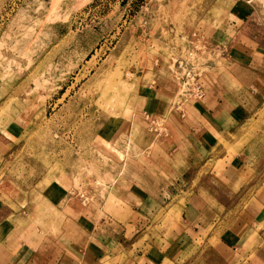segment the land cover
Returning a JSON list of instances; mask_svg holds the SVG:
<instances>
[{
    "label": "rangeland",
    "instance_id": "374dc122",
    "mask_svg": "<svg viewBox=\"0 0 264 264\" xmlns=\"http://www.w3.org/2000/svg\"><path fill=\"white\" fill-rule=\"evenodd\" d=\"M229 23V46L250 43L264 75V0H0V236L24 213L48 228L65 205L110 210L141 197L161 217L208 207L226 227L264 185V101L202 162L150 111L112 146L102 136L150 98L158 75L176 85L171 111L184 112L194 100L179 97L178 62L198 73L204 97L209 75L231 80L229 50L213 38Z\"/></svg>",
    "mask_w": 264,
    "mask_h": 264
},
{
    "label": "crops",
    "instance_id": "0c3cea01",
    "mask_svg": "<svg viewBox=\"0 0 264 264\" xmlns=\"http://www.w3.org/2000/svg\"><path fill=\"white\" fill-rule=\"evenodd\" d=\"M233 24L221 26L213 37L229 50L231 80L224 84L209 75L204 99L187 103L178 113L169 107L175 83L158 75L150 98L137 100L131 114L105 131L104 144L112 146L120 136L140 131L146 111L168 119L175 139L197 162L210 158L221 141H230L249 120L250 106L264 101V75L255 48L250 43L229 46ZM247 146L227 168L228 177L239 170L238 156L244 157ZM4 148L8 151L7 145ZM6 154L1 153L0 160ZM65 206L62 220L48 228L38 227L26 213L16 216L1 232L0 264H264V185L222 229L208 207L192 202L180 210L174 206L162 217L159 204L142 197L135 203L120 200L110 210L104 204L86 209L79 203ZM161 221H167L162 229Z\"/></svg>",
    "mask_w": 264,
    "mask_h": 264
},
{
    "label": "built area",
    "instance_id": "2783aa9c",
    "mask_svg": "<svg viewBox=\"0 0 264 264\" xmlns=\"http://www.w3.org/2000/svg\"><path fill=\"white\" fill-rule=\"evenodd\" d=\"M175 75L179 82V97L183 96L194 101H200L204 97V90L199 81L198 73L187 66L183 61L178 62L175 68Z\"/></svg>",
    "mask_w": 264,
    "mask_h": 264
}]
</instances>
